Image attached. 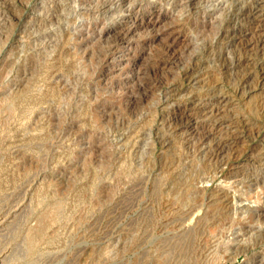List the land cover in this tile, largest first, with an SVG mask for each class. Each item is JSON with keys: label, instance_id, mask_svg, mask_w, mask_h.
I'll return each mask as SVG.
<instances>
[{"label": "rangeland", "instance_id": "rangeland-1", "mask_svg": "<svg viewBox=\"0 0 264 264\" xmlns=\"http://www.w3.org/2000/svg\"><path fill=\"white\" fill-rule=\"evenodd\" d=\"M0 264H264V0H0Z\"/></svg>", "mask_w": 264, "mask_h": 264}, {"label": "bare ground", "instance_id": "bare-ground-1", "mask_svg": "<svg viewBox=\"0 0 264 264\" xmlns=\"http://www.w3.org/2000/svg\"><path fill=\"white\" fill-rule=\"evenodd\" d=\"M245 70V69H244Z\"/></svg>", "mask_w": 264, "mask_h": 264}]
</instances>
